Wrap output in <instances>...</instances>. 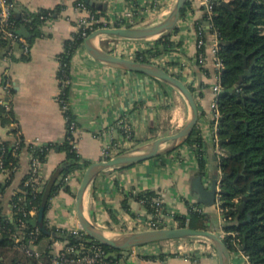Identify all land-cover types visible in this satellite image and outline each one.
<instances>
[{"label":"crops","instance_id":"0c3cea01","mask_svg":"<svg viewBox=\"0 0 264 264\" xmlns=\"http://www.w3.org/2000/svg\"><path fill=\"white\" fill-rule=\"evenodd\" d=\"M90 1L99 19L108 22L111 27H116L131 14L130 22L122 25L126 28L156 25L169 16L176 3V0ZM13 3L20 15L38 14L41 10L53 14L42 28L43 35L32 45L28 43L31 51L27 57L21 55L18 47L8 56H5V52L0 53V105H9L16 120V124H3L0 120V143H13L20 133L24 144L38 140L43 145H52L41 169L46 183L54 178L67 158V154L61 150L67 140L68 129L58 101L61 90L59 56L64 53L66 42L78 33L81 15L76 12V0H13ZM201 19L203 17L199 11L186 12L177 32L170 36L176 46L158 57L148 54L156 43L108 37H101L97 43L106 49L109 43L111 49L120 43L126 46L140 44L148 52H145L148 59L171 74L180 75L189 87L196 89L194 94L200 111L196 129L204 140L207 159L204 178L206 185L210 186L214 179H218L219 183L222 180L220 161L226 153L220 146L222 156L219 155L214 144L211 104L215 96L213 86L217 82L215 70L211 63L199 67L195 62V26L197 22H202ZM112 54L120 56L115 50ZM71 74L70 101L79 125L76 149L83 163L92 164L101 160L103 140L95 138V134H110L115 140L121 138L120 130L111 131L119 120L133 127L134 143L142 147L156 139L175 135L190 119V107L176 89L143 74L102 65L88 55L84 44L73 57ZM5 79H9V91L5 89ZM15 128L18 129L16 135L11 133ZM30 165L31 157L24 147L17 171L12 175L0 172V201L7 216L12 213L14 197L22 192ZM85 170H77L69 176L52 199L45 217L51 229L71 231L81 228L76 194ZM198 172L199 163L193 145L187 143L169 155L102 172L87 191L86 214L96 227L110 235L149 230L138 226L141 225L140 220L146 221L149 212L133 196L128 199L130 210H126V195L154 192L163 198L165 207L171 213L184 216L189 212L188 204L199 205V196L193 190V181ZM202 208L206 210L214 228L224 226L217 205ZM163 243L156 247L148 245L127 250L122 253V258L126 264H218L214 253L202 255L201 250L190 248L191 257L179 256L177 251H168ZM66 246V241H56L54 253L57 255Z\"/></svg>","mask_w":264,"mask_h":264},{"label":"trees","instance_id":"16d2710c","mask_svg":"<svg viewBox=\"0 0 264 264\" xmlns=\"http://www.w3.org/2000/svg\"><path fill=\"white\" fill-rule=\"evenodd\" d=\"M228 1L230 6L225 4L218 6L215 17V25L222 42L221 58L225 65L222 75L224 91L219 102L221 113L219 140L226 153L220 161L222 171L220 194L222 208L224 209V230L238 233L242 246L245 247L244 252L249 256L252 264H264V0ZM87 6L95 11L92 6L88 4ZM189 6V3H187L181 18H184L190 8ZM52 14L51 11L41 10L38 14L21 13L20 18L15 15V27L17 31L23 26L27 28L31 35V38L27 41L32 45L38 37L43 35L42 28ZM201 25L197 22L196 28ZM177 30L178 28L175 31L177 32ZM83 43L84 41L78 34L74 35L72 39L66 42L65 51L59 56L60 99L63 100L61 106L66 108L64 116L68 120L67 140L61 146V150L67 154V158L54 178L47 181L40 192L30 185L26 186V182L30 179V175H27L23 182L22 192L14 197L12 201V217L4 213L0 201V224L2 226L0 264H55L53 259L56 256L53 253V245L56 241H66L67 245L77 247V249L82 244L87 246L99 245L96 241L89 242L88 238H78L69 231L51 229L46 222L43 230L36 222L37 216L30 215L33 210L37 215L43 205L46 206L47 210L52 199L64 186L65 179L77 170H85L91 165L82 162L72 143L73 134L69 131L71 122L78 123V120L71 107V84L66 82L72 80V60ZM175 46L170 37H167L157 42L155 48L146 53L158 57L172 50ZM3 52L4 50H0V53ZM146 53L139 55L138 60L150 63ZM248 70H251V75L245 77L243 83L235 90L241 77ZM173 75L180 78V75ZM190 88L193 93L196 92L194 87ZM0 120L3 124H16L9 105H0ZM11 133L16 135L18 129H13ZM69 137L70 139H68ZM17 141H19V137L15 140V142ZM21 141L23 144L20 150L18 148L15 152L13 151L15 142L0 143V158L2 157L5 167L9 170H12L11 164H15L17 168L19 166L21 154L24 147H26L22 138ZM203 141L198 129H195L193 135L187 141V144L196 146V151L200 157L198 160L199 172L195 175V179L201 176L204 177L207 169ZM52 148L53 146L49 145L44 153L34 149V153L36 156L40 155L42 163H45L47 154ZM131 196L140 202L146 201L147 211L153 212L149 202L157 196L154 192H143L136 196L131 193L127 194L124 202L126 210H130L128 199ZM244 197H247V200L244 212H241L240 206L244 202ZM235 200H239L238 204L235 203ZM195 205L188 204L189 211ZM248 216H250V220H248ZM206 217L209 218L206 214L191 213L189 227L205 229ZM175 218L185 225L183 216L176 215ZM20 221H23L26 225L22 232L19 230ZM36 228L40 229L39 237L35 242L40 255L38 257L28 256L17 249L18 244L15 235L20 236L22 242L28 244L30 241L29 233ZM102 247L108 256L111 250L108 247ZM67 255L72 258L81 256L77 253ZM105 262L107 264L117 263L114 259L108 257H105Z\"/></svg>","mask_w":264,"mask_h":264},{"label":"built area","instance_id":"2783aa9c","mask_svg":"<svg viewBox=\"0 0 264 264\" xmlns=\"http://www.w3.org/2000/svg\"><path fill=\"white\" fill-rule=\"evenodd\" d=\"M225 2H229L228 0H188L189 3V9L187 10L188 13L199 11L202 14V25L197 27L195 26L196 30V38H195V46H196V53H195V62L198 64L199 67H205L208 63H211L213 65V68L215 70L217 82L213 86V92H214V99L211 104V110H212V119H213V134H214V144L218 149L219 155L222 153L220 152L221 149L219 146H221L220 140H219V125H220V119H221V113L219 108V102L222 92L224 91L223 85H222V75L225 70L224 62L221 58V51H222V42L221 37L219 34V31L215 25V17L217 14V8L221 4H224ZM76 12L79 13L81 16L78 19V35L80 38L85 41L87 37L96 29L99 28H105V27H111L108 22L101 21L97 15L96 12L92 11L88 6L87 3L83 0H76L75 4ZM16 15V7L13 3V0H0V50H4L5 56L11 55L15 52V49L18 47L20 48L21 55L23 57H27L31 51L30 46L27 42V40L21 36L16 27H15V21L14 17ZM131 14H128L126 17H124V21L122 20L120 23L115 25L116 27H122L124 24H128L131 19ZM47 19V18H46ZM49 21V19L47 20ZM206 23H209L208 25ZM114 24V23H113ZM100 25V26H98ZM97 26V27H96ZM134 43V42H133ZM84 44V43H83ZM83 46V45H82ZM154 46L152 47V49ZM112 50L117 51L120 56L127 57L129 59L138 60L142 53H145V48L140 44H131L126 46L120 44H116L113 46ZM142 59V57H141ZM150 63H153L152 59H148ZM139 61V60H138ZM155 64V63H153ZM156 65V64H155ZM67 84H71L72 80H69L66 82ZM5 89L9 91L11 89L9 79L5 81ZM60 94L58 96L59 104L62 105L63 100L60 99ZM62 111L66 110V108L61 106ZM66 118V117H65ZM66 121L68 122L67 118ZM115 129L120 130L121 132V138L119 140L113 139V136L110 134H99L94 135L97 139L103 140V148L101 152V161H108L112 159L113 157L120 155L126 151L132 150L134 148V130L133 127L125 122L124 120H119L115 123L113 127H111V131L113 132ZM79 130V125L77 122L73 121L69 125V131L73 134L74 139L72 140V143L74 145V149H76V135ZM19 141L15 142L14 152L22 146L21 141V134L19 133ZM70 139V137L68 138ZM26 149L28 150V153L31 157V165H30V179L26 182V186H32L36 191L40 192L42 191L45 182L42 178V161L40 159V155L36 156L34 153V149H38L41 153H44V151L49 147V145L41 144L39 141H30L25 143ZM219 145V146H218ZM51 146V145H50ZM195 155L197 160L200 159L197 151L196 146H193ZM222 156V155H221ZM12 170H9L5 167L4 161L2 160V157L0 158V172H3L5 174L10 175L11 173H14L17 171V166L15 164H11ZM69 178L67 177L65 181L67 182ZM206 180V178H204ZM221 185V183H219ZM219 190L221 191V186H219ZM239 200H235V203L238 204ZM141 203L146 208L145 204L146 201H141ZM148 203V202H147ZM149 204H151V207L153 209V212H149L146 221L140 220V224L142 226H146L149 228V230L153 229H161L160 226L166 228H178V227H184L189 226V223L191 221V213H200V214H207L206 210L202 208L200 205H195L191 207V210L188 212L187 215H184L185 218V225H183L182 222L177 220L175 218L176 214L171 213L166 207L165 203L163 201V198L160 196H156L153 198ZM217 210L219 213L223 216L224 209L222 208V202H221V194L218 196V201L216 203ZM36 212L33 210L30 212V215L34 217ZM13 213L9 215V217H12ZM27 216V214H25ZM172 225H174L172 227ZM26 228V225L23 221H20V228L19 230L22 232ZM163 229V228H162ZM39 228H36L34 231L29 233V243L26 244L22 242V239L17 237L15 235L16 243L18 244V248L20 252L25 253L28 256H36L38 257L40 255L38 248L35 245V242L37 241L39 237ZM72 235L76 237L81 238H88L86 233L80 229H74L69 231ZM217 234L225 241V243L228 245L229 249L231 246L234 247V250L230 249L231 253V260L232 264H252L250 261V258L248 255L245 254V252L242 250V242L241 239L238 237V233L236 231L234 232H227L224 230V226L220 227L216 230ZM2 233V226L0 224V235ZM89 242L92 243L93 240L88 238ZM176 241V240H172ZM172 241H167L165 243H169ZM184 242H187L188 240H183ZM183 242V243H184ZM208 246L207 249L214 250L213 246L207 241L205 242ZM173 246L171 243L170 246ZM141 248V247H139ZM168 246L166 247V249ZM193 248L194 251H198V247H190ZM182 248H177V255L185 254L187 257H191L192 255L187 252H183L181 250ZM168 250V249H167ZM81 254L78 258H72L69 257L67 254ZM216 255V252H215ZM105 257L107 256V253L105 249L102 247V245L93 244L91 246H87L86 244H82L80 248L77 249V247H72L67 245L64 247L57 256L53 259V262L55 264L58 263H78V264H107L105 262Z\"/></svg>","mask_w":264,"mask_h":264},{"label":"water","instance_id":"95a60500","mask_svg":"<svg viewBox=\"0 0 264 264\" xmlns=\"http://www.w3.org/2000/svg\"><path fill=\"white\" fill-rule=\"evenodd\" d=\"M88 5H93L90 0H85ZM188 0H176L173 10L169 16L156 25L148 27H105L93 31L84 41V49L88 55L95 61L107 67L120 68L125 71L139 73L153 78L157 81L170 85L180 92L186 99L191 116L186 126L178 133L172 136L156 139L154 142L126 151L120 155L113 157L108 161H98L92 163L86 170L81 180L80 186L76 194L77 217L82 230L87 237L96 241L104 247H108L111 252L108 258L114 259L116 264H126L122 253L157 243H163L172 240H190L202 239L208 241L216 252L218 264H232L231 253L228 245L217 234V228H214L209 218H206L205 229H193L189 226L178 228H163L144 230L131 233H123L118 235H110L98 227H96L88 218L85 210V197L87 191L95 178L102 172L108 170H116L127 168L148 160L156 159L162 156L171 154L186 144L188 139L193 135L198 126L200 111L199 104L195 94L191 88L179 77L171 74L165 69L149 62H142L134 59L116 56L108 51H105L97 45V40L101 37H108L116 40L135 41L144 43H157L167 37L177 29L181 20L183 9L186 7ZM230 6L229 2L224 3ZM17 18H20V11L16 9ZM202 21V19H201ZM207 25L209 23H206ZM18 33L26 39H30L31 35L26 27H21ZM246 67V66H245ZM251 75V70H248L241 77L235 87V90L243 83L244 78ZM163 148V146H165ZM239 178V177H238ZM237 178V180H238ZM222 184V180L220 181ZM219 181L214 179L212 185H206L204 177H198L193 181V190L199 196V205L213 207L218 201L220 190L218 188ZM221 186V185H220ZM247 197H244L243 203L240 206L241 212H244L245 202ZM46 206L43 205L39 210L36 222L41 229H45ZM250 220V216H248ZM245 251V247L242 249Z\"/></svg>","mask_w":264,"mask_h":264},{"label":"rangeland","instance_id":"374dc122","mask_svg":"<svg viewBox=\"0 0 264 264\" xmlns=\"http://www.w3.org/2000/svg\"><path fill=\"white\" fill-rule=\"evenodd\" d=\"M115 43H117L116 41H114ZM154 44V43H153ZM97 45L99 46V47H101L102 49H104L105 51L107 50L108 52H110V53H113L114 51H112V49H111V47H112V45L109 43V47H108V49H106L105 48V46L104 45H100V44H98L97 43ZM5 81H6V79H5ZM154 142V141H153ZM135 145H134V147H137V146H139L140 144L139 143H134ZM219 146V145H218ZM164 147H166V145L165 146H163V148ZM219 148H220V146H219ZM132 149H134V148H132ZM225 156V155H224ZM82 180V179H81ZM80 183H81V181H80ZM207 218V217H206ZM139 226V228H146V226H142V225H138ZM174 225H172V227H173ZM160 228L162 229V228H164V227H162V226H160ZM183 240H176V241H172V242H169V243H163L164 245H166V246H168V251H171V252H175L176 250H177V248H179V247H181L182 249V251L183 252H187L189 249H190V247H198L199 248V251L201 250L202 251V255H203V253H207V252H210V253H214L215 254V251L214 250H212V249H210V250H208L207 249V245H206V243L205 242H207L206 240H202V239H190V240H188L187 242H184ZM173 244V246L171 245L170 246V244ZM157 244H159V243H157ZM157 244H152L153 245V247H156L155 245H157ZM143 247H146V246H143ZM231 250H234V247L233 246H231ZM55 251H54V249H53V253H54ZM54 255L55 256H57L55 253H54ZM180 256V255H179ZM181 256H185V257H187L185 254H182Z\"/></svg>","mask_w":264,"mask_h":264},{"label":"clouds","instance_id":"9594fccd","mask_svg":"<svg viewBox=\"0 0 264 264\" xmlns=\"http://www.w3.org/2000/svg\"><path fill=\"white\" fill-rule=\"evenodd\" d=\"M222 146V145H221Z\"/></svg>","mask_w":264,"mask_h":264}]
</instances>
